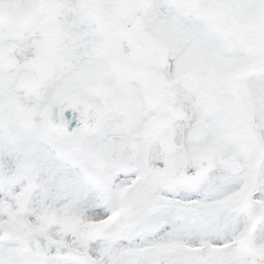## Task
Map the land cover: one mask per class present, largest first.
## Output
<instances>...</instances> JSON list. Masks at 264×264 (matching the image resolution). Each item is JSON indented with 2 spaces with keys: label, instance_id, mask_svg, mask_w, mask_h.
Wrapping results in <instances>:
<instances>
[{
  "label": "snow or ice",
  "instance_id": "1",
  "mask_svg": "<svg viewBox=\"0 0 264 264\" xmlns=\"http://www.w3.org/2000/svg\"><path fill=\"white\" fill-rule=\"evenodd\" d=\"M0 264H264V0H0Z\"/></svg>",
  "mask_w": 264,
  "mask_h": 264
}]
</instances>
